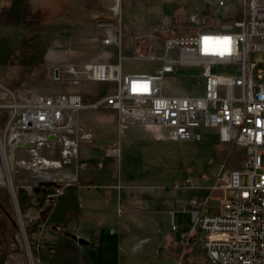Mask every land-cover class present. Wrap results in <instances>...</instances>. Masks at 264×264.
I'll return each instance as SVG.
<instances>
[{
  "label": "built area",
  "instance_id": "2783aa9c",
  "mask_svg": "<svg viewBox=\"0 0 264 264\" xmlns=\"http://www.w3.org/2000/svg\"><path fill=\"white\" fill-rule=\"evenodd\" d=\"M237 1L239 20L227 30L201 28L200 17L194 14L190 23L197 28L192 34L168 37L160 51L151 48L146 55L136 56L158 65L150 74H124L121 57L116 65L69 69L66 73L75 77V85L81 75L95 84L115 85L114 91L106 87L95 102L78 94L47 95L36 88L14 91L0 85V112L7 115L0 134L4 157L0 188L7 186L15 199L21 189L32 195L40 188L45 202L52 205L67 189L77 186L79 170L84 167L80 153L92 141L80 120L86 112L114 111L121 136L129 127L139 126L162 143L200 142L198 130H216L221 144L246 150L249 186H241L239 171H221L209 192L210 196L222 192V214L203 217L193 201V223L203 233L202 247L209 264H264V85L253 83L250 62L252 53L264 55V0ZM218 6L225 7V2L220 0ZM120 9L117 3L111 10L119 27ZM102 44L121 50V33L107 34ZM221 65L241 66L242 76L212 74V68ZM180 85L203 93L174 90ZM18 153L29 158L20 159ZM104 155L120 158V147L109 148ZM20 171L34 175L35 186L14 188L12 176ZM230 191L234 192L232 199L227 197ZM22 218L25 224L31 222L30 215Z\"/></svg>",
  "mask_w": 264,
  "mask_h": 264
},
{
  "label": "rangeland",
  "instance_id": "374dc122",
  "mask_svg": "<svg viewBox=\"0 0 264 264\" xmlns=\"http://www.w3.org/2000/svg\"><path fill=\"white\" fill-rule=\"evenodd\" d=\"M219 1L121 0L122 20L119 27L113 14L111 18H99L93 23L81 24H75L69 20L59 23L57 20L50 19V16L46 19L25 18L22 20L23 8L22 5L18 6L20 0H0V85L14 91L23 87L36 88L43 90L47 95L78 94L87 101L95 102L98 100L97 95L101 89L109 87L114 91L115 85L95 84L83 75L79 76V84L75 85L74 76L66 73L61 67L53 66L55 63L49 60L53 52L67 55L66 60H71L79 69L87 63H92L97 56L115 65L120 63V57H122L121 66L124 74H150L158 65L136 59L137 39L140 36H150L151 42L144 46L148 49L157 48L160 51L164 40L168 37L189 35L194 32L197 27L190 23V17L194 14L199 15L201 28L227 30L239 20L240 7L237 0H223L225 7L221 8L218 6ZM5 6L7 8L4 16L2 10ZM106 32L116 36L121 33V50L118 47L102 50L101 41L106 39ZM143 39L145 38L141 41ZM100 59H98L99 62ZM250 62L254 65L253 83L264 85V75L262 79H259L260 74L264 73V55L252 53ZM211 72L221 77L242 76L241 66L236 65L216 66ZM56 77H59L58 82L55 80ZM188 88V85H180L174 90L192 95L203 93L202 89ZM96 114L84 115V117L89 116L87 122L90 124L87 131L96 134L100 147L106 148L108 144L118 142L120 140L118 123L99 122L95 119ZM137 127H129L123 135V157L120 164L125 167L128 162L132 161L130 157L132 154L138 156L136 165L139 170L150 173L152 179L162 184L164 188L167 187L168 191L172 190L171 187L175 180L183 182L187 176L195 181L208 178L210 183L214 184L215 179L222 172L229 174L233 171L241 173L242 187L249 186L244 168L247 160L246 150L243 148L232 150L231 146L221 144L216 130H198L202 137L201 141L186 144L159 143L152 134L151 136L142 135V142L133 149L127 145L128 138L132 129ZM91 154L92 158L96 157L95 151ZM17 156L20 159L29 158L28 155L22 153H18ZM108 162L112 166L111 172L114 173V169H118L119 161ZM2 167L3 159L0 155V169ZM92 167L95 168L90 165L89 170ZM80 178H82V173ZM11 181L14 188H22L25 185L35 186L34 175L23 171L13 174ZM36 190L42 191L40 188ZM23 193L25 192L21 189V196L15 199L7 186L0 188V264H42L43 257L52 256L50 247L59 245L57 243L60 240L55 236L51 223L63 222L60 215L58 214L51 222L49 212L53 208H47L40 214L38 220L29 225L25 224L22 217L29 209L30 203L28 196ZM227 197L232 199L234 192H228ZM37 203L39 204L36 207L38 209L46 204L40 199ZM117 205L118 201L115 199L112 212H117ZM219 207L220 203L210 198L205 215L207 213L215 215ZM36 208L32 211L33 216L37 214ZM193 228V224L187 223V232L190 233ZM182 255L183 250L181 249L178 257L166 260L167 264H189L190 254ZM193 258L196 256L193 255ZM195 264H209L202 251L201 261Z\"/></svg>",
  "mask_w": 264,
  "mask_h": 264
},
{
  "label": "crops",
  "instance_id": "0c3cea01",
  "mask_svg": "<svg viewBox=\"0 0 264 264\" xmlns=\"http://www.w3.org/2000/svg\"><path fill=\"white\" fill-rule=\"evenodd\" d=\"M117 3L121 7V0H20L18 6L22 5L23 8L22 20L46 19L50 16V19L59 23L69 20L81 24L93 23L99 18H111V10ZM6 8L7 6L2 10L4 16ZM107 34L110 33L106 32L105 38ZM142 38L145 39L141 41ZM138 39L139 44L137 43L135 47L136 56L146 55L149 49L144 45L151 42L152 38L140 36ZM102 42L103 40L102 50L109 48L104 47ZM66 58L67 55L61 52H53L49 60L55 63L54 67H61L65 72L69 69L81 71L89 64H112L111 61L105 62L97 56L92 63L85 64L80 70ZM39 91L44 93L43 90ZM91 113H97L95 119L99 122L118 123L114 111L88 112L80 116L86 131L90 123L87 122L89 116L84 115ZM6 121V113L0 112V134L3 133ZM87 133L91 135L92 141L83 145L80 153L82 155L80 164L84 167L79 170V185L67 189L65 195L54 204L49 205L45 202L41 209L36 207L39 205L38 199L45 201L43 191L35 189L32 195L23 193L28 196L30 203L25 214L31 217L29 223L38 220L40 214L47 208H53L50 214L48 213L51 222L58 214L63 221L59 224L51 223L55 236L60 241L57 243L59 245L50 247L52 256L43 257L42 264H167L166 260L178 257L181 249L182 256L190 254L189 264L200 262L201 251L204 253L202 247L204 237L193 223L191 212L196 208L191 206V202L197 203V209L202 212L203 217L218 216L222 214V192L210 196L209 189L213 182L210 183L208 178L195 181L190 176L183 182L175 180L172 190L168 191L167 187L156 183L150 173L139 170L136 165L138 156L132 154L130 156L132 161L125 167L121 166L123 136L119 134L118 142L108 144L104 148L100 147L96 134L89 131ZM142 135L151 136L143 128H133L127 145L135 149L142 142ZM150 139L153 140L152 137ZM113 147H120V158L105 157L104 152ZM93 151L96 152L94 158L91 154ZM114 160H118L119 163L118 169L113 167L115 171L112 173V166L108 161ZM90 165L95 168L89 170ZM210 198L220 203L215 215L210 213L205 215ZM115 199L118 201L116 213L112 212ZM35 208L37 214L33 216L32 211ZM187 223L194 225L190 233L186 231ZM79 241L85 242V245L80 246ZM193 255L196 258H193Z\"/></svg>",
  "mask_w": 264,
  "mask_h": 264
},
{
  "label": "trees",
  "instance_id": "16d2710c",
  "mask_svg": "<svg viewBox=\"0 0 264 264\" xmlns=\"http://www.w3.org/2000/svg\"><path fill=\"white\" fill-rule=\"evenodd\" d=\"M105 91H106V89L104 88V89H101L100 90V92L98 93V99L100 98V97H102L104 94H105ZM97 112V111H96ZM86 113H88V112H86ZM84 114V113H83Z\"/></svg>",
  "mask_w": 264,
  "mask_h": 264
},
{
  "label": "water",
  "instance_id": "95a60500",
  "mask_svg": "<svg viewBox=\"0 0 264 264\" xmlns=\"http://www.w3.org/2000/svg\"><path fill=\"white\" fill-rule=\"evenodd\" d=\"M10 160H11V166H12V164H13V156H11ZM78 243H79L80 246L85 245V242H83V241H79Z\"/></svg>",
  "mask_w": 264,
  "mask_h": 264
},
{
  "label": "bare ground",
  "instance_id": "6f19581e",
  "mask_svg": "<svg viewBox=\"0 0 264 264\" xmlns=\"http://www.w3.org/2000/svg\"><path fill=\"white\" fill-rule=\"evenodd\" d=\"M10 159H11V158H10ZM10 159H9V161H8V163H9L8 165H9V166H11V165H10V164H11V160H10ZM3 161H4V157H3ZM7 172H8V170H7ZM9 177H10V176H9Z\"/></svg>",
  "mask_w": 264,
  "mask_h": 264
}]
</instances>
